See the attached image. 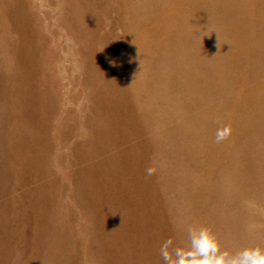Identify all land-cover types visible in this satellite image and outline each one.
<instances>
[{
	"label": "rangeland",
	"instance_id": "1",
	"mask_svg": "<svg viewBox=\"0 0 264 264\" xmlns=\"http://www.w3.org/2000/svg\"><path fill=\"white\" fill-rule=\"evenodd\" d=\"M190 224L264 247V0H0V264H164Z\"/></svg>",
	"mask_w": 264,
	"mask_h": 264
},
{
	"label": "clouds",
	"instance_id": "2",
	"mask_svg": "<svg viewBox=\"0 0 264 264\" xmlns=\"http://www.w3.org/2000/svg\"><path fill=\"white\" fill-rule=\"evenodd\" d=\"M231 133V123L222 124L215 132V142L227 140ZM147 174L151 175L152 170L148 169ZM185 231L187 240H181V246H176L172 238L161 244L159 255L164 264H264V247L260 245L235 250L225 247L207 225L190 224Z\"/></svg>",
	"mask_w": 264,
	"mask_h": 264
}]
</instances>
